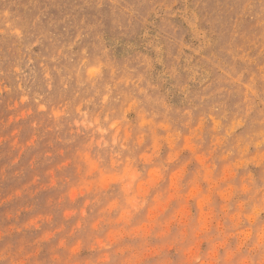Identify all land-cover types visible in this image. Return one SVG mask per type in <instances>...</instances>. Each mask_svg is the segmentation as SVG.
Segmentation results:
<instances>
[{"label": "rangeland", "instance_id": "obj_1", "mask_svg": "<svg viewBox=\"0 0 264 264\" xmlns=\"http://www.w3.org/2000/svg\"><path fill=\"white\" fill-rule=\"evenodd\" d=\"M197 128L218 185L209 234L256 211L232 264H260L264 0H0V264H122L129 253L105 246L113 226L101 220L123 198L121 162L157 138L164 156L162 138L179 131V147ZM182 158L190 174L201 167L191 150ZM209 250L189 237L148 264H199Z\"/></svg>", "mask_w": 264, "mask_h": 264}, {"label": "clouds", "instance_id": "obj_2", "mask_svg": "<svg viewBox=\"0 0 264 264\" xmlns=\"http://www.w3.org/2000/svg\"><path fill=\"white\" fill-rule=\"evenodd\" d=\"M150 124L151 121L144 120L141 127ZM227 135L225 133L215 138L212 151L224 147ZM180 138L179 131L170 132L167 137L162 138L169 148L164 156L161 155L163 147L161 138H157L150 149L139 155L132 154L134 150L130 149V154L121 162V172L117 181L122 185L123 198L117 197L105 203L101 209V220L107 217V223L113 226L111 238L105 246L111 248L113 244H122L117 251L129 253L122 264H148L150 258L159 256L166 248L173 247L177 242L189 237L198 239L201 236L209 240L210 250L206 259L200 260L195 256L199 264H232L233 256L243 249L252 237L250 225L255 221L256 211L244 216L236 213L227 216L226 219L222 218L217 221L214 235L209 234L211 232L209 221L215 218L212 192L218 191V185L213 178L212 167L206 163L208 156L197 154L200 145L196 144L195 140L199 138V129H194L191 136L186 138L188 142L178 147ZM139 142H142V138ZM113 144H116L115 139ZM126 148L125 143L120 144L121 151ZM185 150H191L201 165L191 174L189 170L191 159L182 158ZM224 155H231V151H225ZM116 156L119 157L120 152H117ZM138 164L142 167H138ZM223 210L227 211L226 205L223 206ZM113 212H118V215L112 217ZM138 216L140 219L136 220ZM245 221L248 227L242 226ZM173 233L175 236L169 243L162 245L149 243L152 238H167ZM262 244L264 231L259 233L258 240L251 247L256 248ZM76 247L78 245L73 246V252ZM194 247L195 245H192L186 250L190 259L194 256ZM221 249L224 250L222 257ZM159 264L168 262L161 261ZM241 264H251V261L245 258ZM260 264H264V258Z\"/></svg>", "mask_w": 264, "mask_h": 264}]
</instances>
